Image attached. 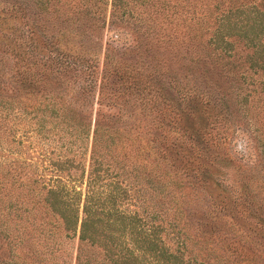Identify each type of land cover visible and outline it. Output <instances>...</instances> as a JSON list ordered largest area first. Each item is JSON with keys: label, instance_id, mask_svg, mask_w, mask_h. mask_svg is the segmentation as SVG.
Returning <instances> with one entry per match:
<instances>
[{"label": "trees", "instance_id": "1", "mask_svg": "<svg viewBox=\"0 0 264 264\" xmlns=\"http://www.w3.org/2000/svg\"><path fill=\"white\" fill-rule=\"evenodd\" d=\"M0 264H264V0H0Z\"/></svg>", "mask_w": 264, "mask_h": 264}, {"label": "rangeland", "instance_id": "2", "mask_svg": "<svg viewBox=\"0 0 264 264\" xmlns=\"http://www.w3.org/2000/svg\"><path fill=\"white\" fill-rule=\"evenodd\" d=\"M243 54H244V51H241V50L238 51V53H237L238 61L241 59ZM240 71H241V68L238 69V72H240ZM239 92H243V91H239ZM248 150L251 152V154H253V157H254L255 153L257 151L256 148L255 147L250 148V149L248 148ZM190 197H191V195H188V196L185 195L184 199L185 198L188 199ZM76 243H77L76 237L62 240V247L64 248V251H65L64 255L66 256V258H68V260L69 259L71 260V258L73 256V252L75 250Z\"/></svg>", "mask_w": 264, "mask_h": 264}]
</instances>
